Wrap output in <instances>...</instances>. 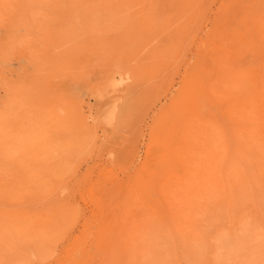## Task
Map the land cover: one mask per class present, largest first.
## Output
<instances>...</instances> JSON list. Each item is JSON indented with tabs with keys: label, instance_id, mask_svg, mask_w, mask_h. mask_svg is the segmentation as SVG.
Segmentation results:
<instances>
[{
	"label": "rangeland",
	"instance_id": "obj_1",
	"mask_svg": "<svg viewBox=\"0 0 264 264\" xmlns=\"http://www.w3.org/2000/svg\"><path fill=\"white\" fill-rule=\"evenodd\" d=\"M0 264H264V0H0Z\"/></svg>",
	"mask_w": 264,
	"mask_h": 264
},
{
	"label": "bare ground",
	"instance_id": "obj_2",
	"mask_svg": "<svg viewBox=\"0 0 264 264\" xmlns=\"http://www.w3.org/2000/svg\"><path fill=\"white\" fill-rule=\"evenodd\" d=\"M115 74H116V73L114 72V76H115ZM112 75H113V74H112ZM119 76H120V75H119ZM111 78H112V76H111ZM112 79H113V78H112ZM119 79H121V77H120ZM119 79H118V80H119ZM109 80H111V79L109 78ZM118 80H115V82H119ZM112 81H114V80H112ZM123 81H124V80H123ZM115 82H114V83H115ZM121 82H122V80H121ZM110 84H111V83H110ZM119 84H120V82H119ZM97 93H98V92H97ZM104 95H105V94H104ZM98 98H100V97H98ZM100 99H101V98H100ZM114 101H116V100H114ZM106 106L108 107L109 105L107 104Z\"/></svg>",
	"mask_w": 264,
	"mask_h": 264
}]
</instances>
